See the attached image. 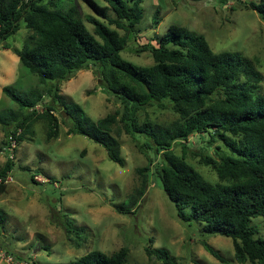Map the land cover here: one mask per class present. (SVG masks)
<instances>
[{
	"label": "trees",
	"instance_id": "1",
	"mask_svg": "<svg viewBox=\"0 0 264 264\" xmlns=\"http://www.w3.org/2000/svg\"><path fill=\"white\" fill-rule=\"evenodd\" d=\"M81 1L126 33L121 35L94 16H87L94 27L91 32L72 10L53 8L51 0H0V43L15 33L21 22L25 24L31 34L17 56L39 82L49 85L51 98L57 96L58 83L81 69L95 67L99 83L122 105V110L94 121L77 104L67 105L65 110L72 118L69 133L82 134L100 144L120 165L124 159L120 142L111 133L113 126L121 123L123 130L137 140L145 137L139 146L147 151L150 164L159 159L155 173L174 203L178 219L195 220L204 232L231 238L238 263L264 264V237L252 223L253 218L264 217V96L253 91L262 78L260 71L238 52H214L202 34L177 24L141 44V51L151 53L152 64H134L121 52L130 34L140 41L132 35V29L142 17L141 0H103L105 5L96 0ZM248 7L264 20V0L250 2ZM110 10L114 18L108 16ZM153 22L157 24V12ZM2 91L23 111L20 118L13 111L0 114L7 136L13 135L18 142L21 130L30 127L34 117L47 120L48 140L57 135L51 105L47 111L35 109L44 94L33 90L22 96L9 86ZM152 105L169 106L177 118L165 125L150 120L139 122L137 112ZM11 117L17 128L8 132ZM194 133H208V144L220 140L221 145L215 147L216 157L197 154L200 163L216 172L219 182H207L185 160V142ZM176 145L182 149L181 156L173 152ZM12 165L13 161L7 159L0 169V195L6 189L4 180L10 176ZM147 170L148 166L137 169L143 177V188L148 182ZM35 175L30 174L29 180L38 183ZM142 192L138 190L128 200L135 204ZM118 211L123 213V206ZM3 220L0 211V226ZM64 222L65 229L73 226L69 218ZM204 245L214 257L224 260L210 244ZM145 252L162 264H171L166 249L146 246ZM128 258L129 249L123 246L110 254L91 250L60 264H125Z\"/></svg>",
	"mask_w": 264,
	"mask_h": 264
},
{
	"label": "rangeland",
	"instance_id": "2",
	"mask_svg": "<svg viewBox=\"0 0 264 264\" xmlns=\"http://www.w3.org/2000/svg\"><path fill=\"white\" fill-rule=\"evenodd\" d=\"M51 1L53 8L72 10L91 32L94 27L87 16H94L121 35L126 33L81 0ZM96 1L105 5L103 0ZM259 1L141 0L142 17L132 29V35L140 41L130 34L121 56L137 65L152 64L151 53L141 51V44L161 35L171 24L181 25L202 34L214 52H238L251 61L262 74L253 91L264 96V20L248 7L250 2ZM156 12L157 24L153 22ZM108 16L115 17L111 10ZM30 34L21 22L19 29L0 43V114L13 111L17 117H23L18 104L2 91L4 86L22 96L36 90L44 95L35 109L47 111L51 105L50 113L57 119V135L48 140L47 120L34 117L30 127L21 130L20 140L10 155L6 149L10 134L6 135L0 123V169L7 159L13 161L11 181L0 195V211L4 213L0 247L15 256L33 258L36 264L68 263L91 250L110 254L123 246L129 249L125 264H162L145 252L146 246L166 249L171 264H242L234 259L231 238L206 233L195 220L178 219L175 205L155 173L159 159L150 164L147 151L139 146L145 137L137 140L123 130L121 123L113 126L111 133L117 136L124 159L120 165L107 156L100 144L82 134L69 133L72 118L65 110L67 105L77 104L94 121L121 111L122 105L105 92L93 66L58 83L57 96L51 98L47 93L49 85L39 82L37 75L24 68L16 53ZM12 118L8 132L17 128ZM176 118L169 106H146L137 112L139 122L150 120L165 125ZM208 140V133L190 135L185 142L188 149L184 157L207 182L214 184L219 182L216 172L200 163L197 156L216 157L215 147L221 142L216 138L208 144ZM173 152L183 154L179 145L173 147ZM144 166H148L145 188L142 174L137 171ZM30 174H36L34 179L38 183L29 180ZM138 190L143 192L132 204L128 199ZM121 206L123 213L118 211ZM66 218L73 223L69 230L65 229ZM252 223L264 237V217L253 218ZM204 243L219 251L224 260L214 257Z\"/></svg>",
	"mask_w": 264,
	"mask_h": 264
},
{
	"label": "built area",
	"instance_id": "3",
	"mask_svg": "<svg viewBox=\"0 0 264 264\" xmlns=\"http://www.w3.org/2000/svg\"><path fill=\"white\" fill-rule=\"evenodd\" d=\"M17 146V141L13 135L8 137V144L6 149L9 151L10 155ZM1 181V178H0ZM11 181V177L8 176L5 178L4 182L7 183ZM0 264H36L33 258H25V257H18L13 255L10 252L5 251L3 248L0 247Z\"/></svg>",
	"mask_w": 264,
	"mask_h": 264
}]
</instances>
